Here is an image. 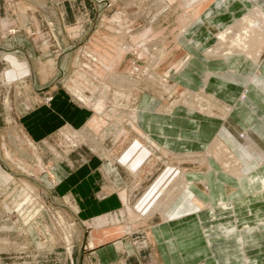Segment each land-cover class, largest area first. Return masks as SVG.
Instances as JSON below:
<instances>
[{
    "label": "rangeland",
    "instance_id": "1",
    "mask_svg": "<svg viewBox=\"0 0 264 264\" xmlns=\"http://www.w3.org/2000/svg\"><path fill=\"white\" fill-rule=\"evenodd\" d=\"M216 1L0 0V264H100L98 251L118 242L119 252L110 264H157L147 241L163 219L160 214L152 220L140 215L174 198V190L182 185L197 186L207 195V178L192 184L183 173H207L209 165L214 169L209 174L217 175L218 164L235 180L243 177L246 166L234 147L211 145L216 136L206 153L191 152L180 162L168 159L174 176L152 198L149 209L137 212L142 208L136 207L139 200L158 177L166 176L167 166L152 156L154 166L145 167L144 181L130 194L133 176L116 160L137 139L144 141L135 119L146 95L158 100L164 109L158 113L165 116L176 107L214 119L228 114L210 103L214 95L205 97V69L190 62L184 50L188 44L179 48L175 43L186 39L192 21ZM252 3L254 7L215 33L216 43L204 53L206 58L215 60L207 54L237 21L255 11L264 13V6L256 0L247 4ZM193 34L187 42L194 40ZM251 40L255 42L249 48L229 36L224 44L243 51L237 56L260 67L264 34ZM230 57L235 56L225 59ZM117 75L128 76V84ZM261 84L264 89V81ZM223 125L240 143L253 135L231 118ZM258 147L255 164L261 166L264 154ZM125 189L131 196L128 206L120 202ZM107 196L113 198L106 205L112 213L100 215L101 200Z\"/></svg>",
    "mask_w": 264,
    "mask_h": 264
},
{
    "label": "crops",
    "instance_id": "2",
    "mask_svg": "<svg viewBox=\"0 0 264 264\" xmlns=\"http://www.w3.org/2000/svg\"><path fill=\"white\" fill-rule=\"evenodd\" d=\"M254 1L211 2L206 6L208 9L205 8V12L201 13L200 18L192 21L190 27L186 29V39L178 38L175 42L177 47L188 44L184 50L188 49L191 55L190 62L194 60L205 69L203 88L207 77L211 75L205 90L202 88V91L206 98L214 95V102L210 103L219 104L228 114L223 118L214 119L202 112L196 113L185 107H176L167 111L172 113L171 115L165 116L158 113V110L162 108L158 100L146 95L137 108L139 112L135 119L136 131L144 141L137 139L122 156L119 155L116 158L117 163L119 162L133 176L130 194H133L144 181L142 174L145 167L154 166L152 156L167 166V171L163 175L167 174L161 178L162 183L160 184L161 179L159 180L158 177L155 184L146 191L145 197L139 200L136 207L142 206V208L137 212L143 211L144 208L149 209L152 198L162 191V185L169 181V177L174 176L176 171L172 168L174 164L168 168V159L171 161L176 159L180 162L183 155L191 152L206 153V148L216 136H219L221 140L216 139H219L227 148L234 147L232 149L236 156L246 166L245 174L247 175L242 172V178L235 177L238 181L227 175L218 164L214 167L218 172L217 175L209 174L211 172L209 169L214 170L209 165L207 173H196V171L183 173V178H189V183L192 184H198L207 178V195L202 194L197 186L192 189V186L188 184L186 185L188 187L182 185L174 190L173 193H178L174 198L166 203L156 204L147 215H140L143 220H152L159 214L163 219L157 227L152 229V236L147 241L150 248H153V253L156 252L157 264H264L262 261L264 255V162L261 166L256 165L255 158L258 156L254 155L259 145L262 146L260 154H264V89L261 87L264 81V63L259 67L257 63L255 65L250 59L241 56L215 61L204 55L216 43L215 33L217 31L220 33L233 19L254 7L253 3V5L247 4ZM256 3L264 6V0H256ZM24 18L27 19L25 15ZM192 33H194V40L187 42ZM163 58L165 59L164 55L159 60L162 61ZM191 67L190 69L194 72L196 67ZM197 71L199 75L202 72ZM42 75L47 76L44 69ZM256 75L258 77L252 79ZM117 77V80L125 78L128 84V76ZM34 78L36 82L35 74ZM191 89L196 91L194 88ZM243 94L246 95L243 96L245 101H241ZM153 104L155 107L151 109ZM224 106H226L225 109ZM227 118H231L232 122L243 131L252 132L254 136L248 134L246 142L240 143L228 128L224 127L223 123ZM255 138H259L262 143H258ZM251 160V165L245 164L251 163ZM119 170L120 168L116 169V173H120ZM170 195L172 196V192ZM119 196L120 202L128 206V199L131 198L128 190H123ZM112 199L107 196L101 200L100 206H104L100 210V215L112 213V209L106 206ZM205 206L211 207L212 211L209 208L204 209ZM119 243L115 247L109 246L98 251L100 264H110L116 259ZM122 243L124 242L121 241ZM122 247L126 249L128 246L122 245Z\"/></svg>",
    "mask_w": 264,
    "mask_h": 264
},
{
    "label": "bare ground",
    "instance_id": "3",
    "mask_svg": "<svg viewBox=\"0 0 264 264\" xmlns=\"http://www.w3.org/2000/svg\"><path fill=\"white\" fill-rule=\"evenodd\" d=\"M258 16L264 17V13L262 11H255L250 14H248L246 17L241 19L240 21H237L236 24L232 25L231 28L228 29L227 35L219 36V46H217L215 49H213L210 53L207 54L208 57H214L213 59L218 60L219 58L225 59L229 55L231 56H237L243 53V51H240L236 49L234 46L227 47L225 46V42L228 41V36L232 40H240V43H248L246 47L244 48H249L253 47L255 41L251 40H257V38L261 37L264 34V21L263 19L260 20ZM252 28V30H249ZM248 32L246 33L245 31ZM229 34V35H228ZM239 39H236V38ZM251 42V43H250ZM221 46L220 50H223V54L219 53V48ZM211 76V75H210ZM210 76H208V79L206 83L208 82ZM190 109H192V106L189 105ZM196 108V107H195ZM188 109V108H187ZM219 140V139H218ZM215 141L214 143L217 144L216 146L220 147V145H223L221 141ZM223 149L226 150V146L223 145ZM225 152L224 150H222ZM231 156V155H230Z\"/></svg>",
    "mask_w": 264,
    "mask_h": 264
}]
</instances>
